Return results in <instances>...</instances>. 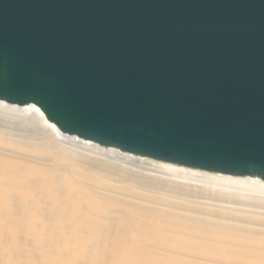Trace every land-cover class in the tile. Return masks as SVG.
<instances>
[{
	"label": "water",
	"instance_id": "95a60500",
	"mask_svg": "<svg viewBox=\"0 0 264 264\" xmlns=\"http://www.w3.org/2000/svg\"><path fill=\"white\" fill-rule=\"evenodd\" d=\"M0 100L105 147L264 180V0H0Z\"/></svg>",
	"mask_w": 264,
	"mask_h": 264
},
{
	"label": "bare ground",
	"instance_id": "6f19581e",
	"mask_svg": "<svg viewBox=\"0 0 264 264\" xmlns=\"http://www.w3.org/2000/svg\"><path fill=\"white\" fill-rule=\"evenodd\" d=\"M0 264H264V180L105 147L0 100Z\"/></svg>",
	"mask_w": 264,
	"mask_h": 264
}]
</instances>
